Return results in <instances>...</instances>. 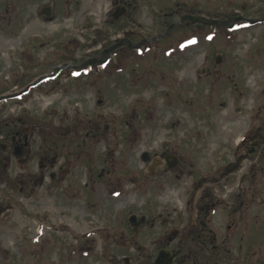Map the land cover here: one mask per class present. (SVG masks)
<instances>
[{
  "label": "rangeland",
  "instance_id": "rangeland-1",
  "mask_svg": "<svg viewBox=\"0 0 264 264\" xmlns=\"http://www.w3.org/2000/svg\"><path fill=\"white\" fill-rule=\"evenodd\" d=\"M79 1L98 12L88 17L97 25L113 2ZM130 2L138 14L128 20L144 38L166 34L185 12L264 14V0ZM28 13L38 23L24 52L1 36L0 95L57 66V0L31 2ZM137 53L90 79L51 74L0 103V140L32 132L29 151L12 154L0 175V264H153L162 248L179 247L194 257L182 264H264V22L178 23ZM22 68L29 79L11 82ZM165 155L179 164L168 167ZM131 214L145 224L131 227ZM199 215L209 220L198 225Z\"/></svg>",
  "mask_w": 264,
  "mask_h": 264
},
{
  "label": "flooded vegetation",
  "instance_id": "flooded-vegetation-1",
  "mask_svg": "<svg viewBox=\"0 0 264 264\" xmlns=\"http://www.w3.org/2000/svg\"><path fill=\"white\" fill-rule=\"evenodd\" d=\"M95 1L97 2L98 8H100L101 0ZM31 2L38 3V0H0V40L2 41L0 42V46H4V43H7L6 40H8L11 44L10 46L13 47L14 50L18 48L22 53L27 49L30 35L35 36L34 33H30L29 27L30 25L35 27L38 23L37 21L31 22L30 14L28 13V7ZM79 3V0H57V68L60 69L57 71V75L72 72L74 75H80L82 78L90 77L93 71L97 72V68H100V66L96 64L87 65L85 63L89 59L102 57V51L115 44H117V46L110 52L102 68L106 67L107 69L108 67H119L123 64H133L131 58L135 59V54H137L139 49L129 47L126 42H137L144 39L140 33L136 34V17H133V20H128L131 16L130 12L132 9L134 13L138 14L136 4L134 3L132 6L130 0H113L112 8L108 10L106 18L102 22L99 21L100 25H97L96 23L88 22V17L98 16V12L95 13L84 7L79 10ZM121 6H123L124 9H122ZM48 7L50 9L49 17L45 16L43 13L45 5L38 9L40 19L44 21H50L53 18L52 7ZM126 20L130 21L134 26L126 27ZM112 22L114 24L117 23L119 25L118 28L113 29L111 33L107 30L102 36V27ZM2 35L6 36H4L6 39L5 41L4 38L1 37ZM78 52H82V54H78ZM25 66L29 67L28 65ZM27 69L24 70V68H22L21 71H19V69H14L13 72H11L12 76H9V80L11 82H25L29 78L27 77L29 76ZM106 72L107 71H105V73ZM84 73L88 74L83 75ZM25 76L27 78H25ZM22 132L23 135H19V132H16V135L11 134V136L7 134L6 137L4 136L2 140H0V165L4 163L2 166L5 169L7 164L11 162L12 154L15 155L17 152L25 153V151H29L28 146L30 147V138L32 136L30 126L29 128H24ZM38 155L44 160H50L52 158L45 150L43 156L41 152L38 153ZM164 158L167 159L166 163L169 160L171 161V158L167 155H165ZM44 160L40 161L41 169L47 168V164ZM56 160L57 157L55 156L53 162ZM177 163L179 164V162ZM71 174H73L72 171L70 175ZM61 181H63L62 178L60 179V183ZM242 203L240 206L243 205ZM197 223L203 225L205 220H197ZM203 243L205 244L206 242L203 240Z\"/></svg>",
  "mask_w": 264,
  "mask_h": 264
},
{
  "label": "water",
  "instance_id": "water-1",
  "mask_svg": "<svg viewBox=\"0 0 264 264\" xmlns=\"http://www.w3.org/2000/svg\"><path fill=\"white\" fill-rule=\"evenodd\" d=\"M43 13L46 14L47 16H49L50 15V9L48 7L44 8ZM242 19H243V17H240V16L233 17V18H230L228 20H220L217 18H209L206 15H195V14H191V13H186V14L181 15V21L188 20V21H193V22L206 24V25L225 26V27H230V28L233 27L235 22L242 20ZM261 22H264V16H262L260 18L249 19L250 24H256V23H261ZM172 26L173 25H170L168 27V31L172 28ZM139 46L140 45H138L137 47H139ZM110 49L111 48L106 49L104 52L108 53ZM97 60L95 59L91 63L100 62L102 59H100L98 61ZM219 61H220V59L218 58L217 62H219ZM28 88H29V86L25 89V91L28 90ZM23 92H24V90L17 92V93L2 95V96H0V102L7 100V99L16 98L20 94H22ZM143 156H144V159H146L148 157L147 153H145ZM129 222L132 226L137 227V226H139L145 222V217L144 216L137 217L136 215H130ZM174 257H175V254H171V253H169V251L167 249H163L159 252V254L156 258L155 264H171Z\"/></svg>",
  "mask_w": 264,
  "mask_h": 264
},
{
  "label": "trees",
  "instance_id": "trees-1",
  "mask_svg": "<svg viewBox=\"0 0 264 264\" xmlns=\"http://www.w3.org/2000/svg\"><path fill=\"white\" fill-rule=\"evenodd\" d=\"M3 173L6 174V172L3 170V172H0V175L2 176ZM204 211H205V207H204ZM182 251H183V250H182ZM182 251H181V252H182ZM193 258H194V257H193Z\"/></svg>",
  "mask_w": 264,
  "mask_h": 264
}]
</instances>
